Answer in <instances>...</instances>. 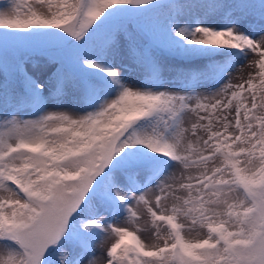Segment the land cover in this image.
Segmentation results:
<instances>
[{
	"label": "snow or ice",
	"instance_id": "6c2138e0",
	"mask_svg": "<svg viewBox=\"0 0 264 264\" xmlns=\"http://www.w3.org/2000/svg\"><path fill=\"white\" fill-rule=\"evenodd\" d=\"M0 264H264V0L0 6Z\"/></svg>",
	"mask_w": 264,
	"mask_h": 264
},
{
	"label": "rangeland",
	"instance_id": "374dc122",
	"mask_svg": "<svg viewBox=\"0 0 264 264\" xmlns=\"http://www.w3.org/2000/svg\"><path fill=\"white\" fill-rule=\"evenodd\" d=\"M7 3V0H0V6H2L3 4ZM127 63V62H125ZM118 67L120 66L119 62H118ZM125 76L127 78V82L130 84H134L139 86L141 83V80L143 79L142 74L139 71H132V72H125ZM63 107L66 109H74L76 108V104L75 101L73 100H67L65 101V103L63 104Z\"/></svg>",
	"mask_w": 264,
	"mask_h": 264
}]
</instances>
